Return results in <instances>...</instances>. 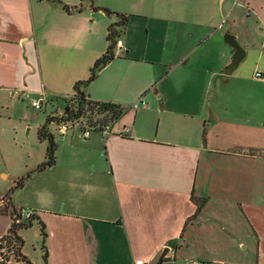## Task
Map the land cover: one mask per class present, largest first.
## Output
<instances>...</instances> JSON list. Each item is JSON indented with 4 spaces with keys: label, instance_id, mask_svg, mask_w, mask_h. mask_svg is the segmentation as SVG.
Masks as SVG:
<instances>
[{
    "label": "crops",
    "instance_id": "crops-1",
    "mask_svg": "<svg viewBox=\"0 0 264 264\" xmlns=\"http://www.w3.org/2000/svg\"><path fill=\"white\" fill-rule=\"evenodd\" d=\"M62 2L83 6L68 12L48 0H0V107L6 96L13 107L25 96L40 98L38 110L50 109L48 116L62 114L119 21L94 5L129 17L115 26L123 45L84 90L125 112L89 137L80 128L62 133L52 122L56 163L34 171L11 198L45 223L47 264H158L166 248L160 264H206L183 255L197 250L213 253L205 257L209 264H231L216 256L252 246L253 236L260 257L264 79L255 74H264V0ZM228 33L245 52L230 73L235 48ZM29 105L36 109L31 99ZM12 113L28 133L16 183L45 159L48 143L38 138L46 119L34 124L33 135L30 110L6 115Z\"/></svg>",
    "mask_w": 264,
    "mask_h": 264
},
{
    "label": "trees",
    "instance_id": "trees-1",
    "mask_svg": "<svg viewBox=\"0 0 264 264\" xmlns=\"http://www.w3.org/2000/svg\"><path fill=\"white\" fill-rule=\"evenodd\" d=\"M57 4H61L62 7L68 11L72 12L73 10H81L83 2L76 6H69L62 2V0H48ZM83 1V0H82ZM92 2L94 0H91ZM93 5V4H92ZM95 9H102L107 14H116L119 18V21L113 23L109 27L108 41L109 47L94 63L93 67L90 70L88 78L84 80H79L75 83L73 94L66 98L67 104L64 107V111L61 115H49L46 118V122L39 127L38 138L40 141H46L48 143L47 152L45 159L36 167V169L28 171L26 174L22 175L16 180L15 188H22L31 176L34 171L44 170L50 166H53L56 163V150L57 142L55 135L52 132L50 125L52 122L60 124L61 122H77L85 124L91 127L94 130H102L108 124L119 119L125 112V107L113 102L99 101L90 98L84 88L92 82L98 75L99 71L106 66L114 57H115V26H125L128 23V15L121 12H115L109 8L102 6H94ZM13 188H11L12 190ZM12 196L7 195L3 197L8 199L10 202V207H13L11 211L12 224L8 229V232L3 236H0V264H6L10 260H16L22 262L23 264H36L32 262L27 255L23 252L24 248V238L20 235V231L29 227L33 224L34 220H38L41 228V240H42V249H43V261L47 264L48 261V248H47V230L45 223L37 215H31L28 218H23L21 216L20 210L13 206L11 201ZM205 203V198H200L198 200V210L201 209L202 205ZM9 207V208H10ZM5 209L2 212H6ZM176 247V245L174 246Z\"/></svg>",
    "mask_w": 264,
    "mask_h": 264
},
{
    "label": "rangeland",
    "instance_id": "rangeland-1",
    "mask_svg": "<svg viewBox=\"0 0 264 264\" xmlns=\"http://www.w3.org/2000/svg\"><path fill=\"white\" fill-rule=\"evenodd\" d=\"M238 9H241L242 12L244 11L247 13L245 7H240ZM248 20L247 17L244 20L239 21V25L243 28L246 29V21ZM57 68V66H55ZM34 97V96H32ZM29 98L25 96H18L15 98V104L16 106L13 107L10 104V98L9 96H6V103L4 104V108L0 107V111L2 114H4V119L3 121H0V233H3L4 229L7 227L6 223L7 220H12L11 216V211L13 210V207H10V202L8 199H4L2 201L3 197H7V195H11L14 198V193L16 192L17 189L15 188V182H13L14 178L17 175L16 174L22 165V162L27 159L28 157V152H27V143H23L25 141V138H27V126L25 129L23 128L24 124L20 123L16 115L17 113H12V114H7L10 113L11 110L14 108L22 114L24 112V108H28L30 110L31 114V124L33 125V135L35 133V128L34 124L38 122L39 119L45 120L46 117L48 116V111L38 110V109H33L29 105ZM61 99V98H60ZM21 100V103L18 101ZM63 100V99H62ZM8 115H11L9 118ZM78 129V128H77ZM27 141V140H26ZM42 144V143H41ZM46 144V143H45ZM21 159V164H18V160ZM2 173H7L8 176L5 177L3 176ZM21 173V172H20ZM11 188H13L11 190ZM261 193L264 195V176L262 178V183L259 188ZM259 192V193H260ZM257 196V193H256ZM10 207V208H9ZM9 209L10 212L8 215H6L4 211L5 209ZM261 227L264 228V221L260 223ZM239 226L242 227V225L239 224ZM251 229L248 232H251V236H253V227H250ZM21 234L24 235V248L23 252L25 255L28 257H31L33 261H36V263H43V249H42V240H41V228H40V223L36 219L34 220L33 224L29 227H25L21 230ZM255 238L253 236V245L249 243L247 247H242L238 245H234L231 248V251L229 252H223L222 255L216 256L223 258L227 261L232 260L233 262L231 264H264V244L262 245V251L260 254V257H258V252H257V241H254ZM255 243V246H254ZM197 250V248H191L189 251ZM199 251V250H197ZM197 251L191 252V253H184L183 255H192L194 253L195 255H199L198 260L199 262L202 263L204 261L206 264H209L206 262L205 257L207 255H213V253H206L204 251L198 253ZM15 263L12 264H21L19 261L12 260ZM23 264V263H22ZM200 264V263H199ZM215 264V263H214Z\"/></svg>",
    "mask_w": 264,
    "mask_h": 264
},
{
    "label": "built area",
    "instance_id": "built-area-1",
    "mask_svg": "<svg viewBox=\"0 0 264 264\" xmlns=\"http://www.w3.org/2000/svg\"><path fill=\"white\" fill-rule=\"evenodd\" d=\"M122 45H123V41L121 39H117L115 46L120 47ZM255 75H256V77L264 79V74L261 71H257ZM30 99H31V104L34 108L41 109L43 107V101L40 98H30ZM141 103L143 105L146 104L144 100H142ZM138 105H139L138 103L134 104V106H138ZM108 127H109V124L102 130H106ZM72 128H80L82 134L85 137H89L91 135L92 130H93L91 127H89L85 124H81V123H77V122H65V121H63L59 124L58 130L62 133H65ZM126 130L128 131L129 128L127 127ZM20 212H21V216L23 218H28L32 215V212L27 208H21ZM136 264H144V260L138 259V260H136Z\"/></svg>",
    "mask_w": 264,
    "mask_h": 264
},
{
    "label": "water",
    "instance_id": "water-1",
    "mask_svg": "<svg viewBox=\"0 0 264 264\" xmlns=\"http://www.w3.org/2000/svg\"><path fill=\"white\" fill-rule=\"evenodd\" d=\"M225 37H226V41L229 42L235 48V52L233 54L232 62L227 67V71L230 73L239 64V62L243 59L245 52H244V49L242 48L241 44L239 43L238 39L236 38V36L234 34L228 33V34H226ZM167 251L168 250L166 248L164 250V252L162 253V256H161L158 264H160L162 262L163 257L165 256Z\"/></svg>",
    "mask_w": 264,
    "mask_h": 264
}]
</instances>
